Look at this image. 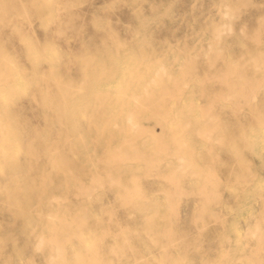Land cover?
<instances>
[{"label":"rangeland","instance_id":"rangeland-1","mask_svg":"<svg viewBox=\"0 0 264 264\" xmlns=\"http://www.w3.org/2000/svg\"><path fill=\"white\" fill-rule=\"evenodd\" d=\"M255 24L264 0H0V264H116L104 205L124 134L139 160L164 150L165 202L235 205L237 183L264 184V161L238 145L264 152V80L238 120L223 68L225 38ZM158 181L141 180L144 213ZM207 238L201 254L219 250Z\"/></svg>","mask_w":264,"mask_h":264},{"label":"crops","instance_id":"crops-1","mask_svg":"<svg viewBox=\"0 0 264 264\" xmlns=\"http://www.w3.org/2000/svg\"><path fill=\"white\" fill-rule=\"evenodd\" d=\"M257 29L256 24L251 31H248L247 25H242L241 30L231 32L223 41L224 77L229 80L232 114L243 121H250V117L245 112H239V108L244 104H252L239 96H255L258 92L257 82L264 80V31ZM236 67H240V71H234ZM196 76H204L203 66L194 76L185 78V87H190L191 91H195L192 80ZM245 77L249 83L232 81ZM261 97L264 102V91ZM257 110L260 113L263 111L261 108ZM126 135L124 140L118 141L121 158L116 160V203L107 201L104 205L105 210H113L115 214L114 225L110 230L116 234V264H264V202L258 196L264 195L263 183H255L258 188L254 186L252 189L247 187L248 182L237 183L242 184L243 187H239L241 191L244 190L235 196L236 200H242L235 205L165 202L162 185L165 176L160 171L164 150L155 140L148 149L154 159L159 158L160 161L150 163L148 159L139 160L135 157L138 146L135 144L132 151L127 143L124 144ZM239 144L264 161V152H259V142L255 138ZM240 167L245 168V165ZM149 174L155 175L160 181L151 212L144 213L142 201H145L146 196L141 180ZM129 177L135 183L131 188L127 186ZM179 180V176L172 177L175 183ZM122 211H125L124 217ZM192 232L198 236L195 243L182 240ZM205 233L208 243L216 245L219 250L203 254L199 252L200 238ZM158 248L160 253L157 252ZM249 257L252 258L251 263L247 260Z\"/></svg>","mask_w":264,"mask_h":264},{"label":"bare ground","instance_id":"bare-ground-1","mask_svg":"<svg viewBox=\"0 0 264 264\" xmlns=\"http://www.w3.org/2000/svg\"><path fill=\"white\" fill-rule=\"evenodd\" d=\"M226 22H227V21H226ZM228 23H229V22H228ZM5 78H6V77H5ZM156 212H157V211H156ZM222 224H223V223H222ZM222 224H221V225H222ZM48 248H49V247H48Z\"/></svg>","mask_w":264,"mask_h":264}]
</instances>
